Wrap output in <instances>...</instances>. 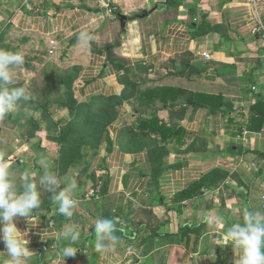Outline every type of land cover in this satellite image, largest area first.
<instances>
[{
  "label": "crops",
  "instance_id": "obj_1",
  "mask_svg": "<svg viewBox=\"0 0 264 264\" xmlns=\"http://www.w3.org/2000/svg\"><path fill=\"white\" fill-rule=\"evenodd\" d=\"M112 8L129 18L125 28ZM205 16L215 30L196 38L195 27ZM259 24L264 25V0H107L106 5L100 0H0L2 43L21 51L32 66L21 73L14 69V85H26L32 99L0 119V156L9 160L18 187L27 174L44 175L41 157L61 178L72 169L78 185L72 217L60 215L52 201L48 212L34 210L38 227L29 229L26 220L16 219L31 241L28 264H56L65 242L43 241L40 233L66 227L81 233L74 245L79 252L66 264H102L94 249L99 217L116 222L120 242L111 254L118 264H234L231 246L220 244L221 233L242 223L245 211L264 212V121L258 130L252 109L264 103V40L253 32ZM82 33L91 37L87 43ZM108 46L141 93L168 91L124 102L101 146L87 150L77 166L59 169L60 147L46 139L33 79L39 71L42 78L54 76L45 72L46 64L55 72L77 67L74 92L80 102L120 96L124 70L111 61ZM205 65L208 71L192 75L191 68ZM177 90L222 95L232 110L214 115L194 109ZM46 109L55 121L69 118L55 101ZM153 117L169 127L165 137L150 139L164 149L155 150V143L152 150L131 145L129 128L137 130L144 118ZM32 121L43 128L35 136H30ZM215 170L227 176L220 180L218 174L213 187L194 188ZM104 182L107 192L92 196ZM217 216L223 217L221 225H215ZM5 251L0 242V264H6Z\"/></svg>",
  "mask_w": 264,
  "mask_h": 264
},
{
  "label": "clouds",
  "instance_id": "obj_2",
  "mask_svg": "<svg viewBox=\"0 0 264 264\" xmlns=\"http://www.w3.org/2000/svg\"><path fill=\"white\" fill-rule=\"evenodd\" d=\"M80 39L87 43L91 37L82 33ZM23 63L24 55L21 51L0 49V119L18 111L21 102L32 99L26 85L13 86L16 75L14 69ZM39 164L44 172L39 181L40 185L46 186V190L52 194L58 213L66 218L72 217L78 203L74 198L78 185L73 170L69 169L61 178L51 170L47 158L41 157ZM13 175L9 160L0 156V242L6 248L3 252L7 254L6 264H28L34 254L29 247L31 241L26 238L28 232H22L15 221L18 217L23 218L29 229L39 226L33 212L41 206V194L36 182L26 176L18 187ZM242 219V223H232L221 233L220 244L223 247L231 246L236 257L234 264H264V212L245 211ZM222 220L223 217L217 216L215 225H221ZM93 229L94 249L102 264H118L111 254L113 247L120 242L116 235V222L110 218L99 217L95 219ZM40 236L43 241L65 242L57 253L56 264H66L68 258L75 257L79 252L74 247L81 237L76 227H66L51 233L45 229Z\"/></svg>",
  "mask_w": 264,
  "mask_h": 264
},
{
  "label": "trees",
  "instance_id": "obj_3",
  "mask_svg": "<svg viewBox=\"0 0 264 264\" xmlns=\"http://www.w3.org/2000/svg\"><path fill=\"white\" fill-rule=\"evenodd\" d=\"M113 12H117L115 8H112ZM215 30L214 27H211L206 19V16L202 21L195 27L194 37H200L207 34H210ZM3 38L0 37V49L10 50V51H19L13 49L12 47L3 45ZM112 46H108L107 50L110 55L111 61L117 66L119 70H124V74L119 76V81L125 85L124 91L120 96H94L87 102H80L74 92L75 80L79 76V68L75 67L71 69V73L68 75V80L63 84L64 93L62 98L59 101V106L65 108L69 112V120L67 121H58L53 123L54 129L50 132L51 137L50 141H53L59 145V156L56 160V165L59 169L66 170L71 167H75L78 164L82 163L85 158V152L89 149L96 151L102 144L103 140L106 138L109 127L118 119L119 117V107L126 101L136 98L138 101H143L145 98H150V96L155 97L157 92H163L168 89H155L151 92H140L139 83L135 79L131 78L129 71L125 67V63L122 59L112 56ZM186 67H189L187 64ZM210 68L209 65H205L203 69L197 70L194 67L191 68L193 72L192 75L201 74L202 72L208 71ZM190 75V77L192 76ZM20 86V85H13ZM176 89H174L175 91ZM176 93L180 95H186L187 103L192 106L194 109L197 108H206L210 111L211 114L216 115L218 112H221L224 115H228L232 110L230 108V102L226 101L222 95L214 96L208 94H198L189 92L186 90H177ZM166 100L164 99V102ZM46 106L44 108L43 114L45 121L49 120L51 114L49 113ZM171 106H174L172 104ZM226 109V110H224ZM253 120L255 123H259V129L262 128L264 121V103H257L253 106ZM257 116V117H256ZM32 132L30 136H35L37 132L41 131L42 128L39 126L37 121H32ZM59 129L57 133L56 130ZM169 127L165 124L159 125L156 118H144L138 129L129 128L127 131L132 136L131 145L140 144L142 148L145 146L150 148V145L155 143V148L160 151L161 148L156 143V141H150L152 135L165 137V134L169 132ZM151 142V143H150ZM164 149V148H163ZM152 150V148H150ZM156 154V153H155ZM162 161H160V165ZM158 172V171H157ZM220 174V180H223L227 176V173L221 170L212 171L201 178V180L195 185L194 188H201L203 186H212V183L216 179L217 175ZM157 173V177H158ZM27 178H30L32 181L37 183L38 190L41 194V206L36 210L43 209L48 212L52 204V194L47 190L39 187V181L41 176L31 177L27 174ZM96 189V188H95ZM101 194L104 195L107 192V182H104L101 186ZM183 191L180 194V197H186L190 191ZM35 213V211L33 212Z\"/></svg>",
  "mask_w": 264,
  "mask_h": 264
},
{
  "label": "rangeland",
  "instance_id": "obj_4",
  "mask_svg": "<svg viewBox=\"0 0 264 264\" xmlns=\"http://www.w3.org/2000/svg\"><path fill=\"white\" fill-rule=\"evenodd\" d=\"M28 67V69H31V65H28V62L19 65L16 67L17 71L21 73V68ZM30 66V67H29ZM25 67V68H26ZM35 69V67H33ZM37 72V71H36ZM45 72L47 74H54V76H47L46 78H42L40 71L38 72V75L34 77V87H35V95L37 97V101L39 105L45 106L52 104L53 101L59 104L60 99L63 96L64 93V87L63 84L66 83L68 80V75L71 73L70 71H54L51 65H45ZM46 86V88L44 86ZM57 91V92H56ZM69 120V118L65 119L64 121ZM58 121H55L52 116L50 119L45 121L44 129L45 135L47 136L46 139H50L51 134L50 132L55 130L53 123H57ZM56 132H59V129L56 130ZM89 151H94L92 149H89Z\"/></svg>",
  "mask_w": 264,
  "mask_h": 264
},
{
  "label": "built area",
  "instance_id": "obj_5",
  "mask_svg": "<svg viewBox=\"0 0 264 264\" xmlns=\"http://www.w3.org/2000/svg\"><path fill=\"white\" fill-rule=\"evenodd\" d=\"M100 1H101L102 4H105V5H106V3H107V0H100ZM109 11H111V10H109ZM253 32H254V34H257V35L261 36V37L263 38V40H264V25H263V24H259V25L254 29ZM203 56H204V58H205L206 60H210V56H209V55L204 54ZM91 195H92V196H95V197H97V198H99V197L101 196V189H100V187H97V188L93 191V193H92ZM262 204H263V208H264V198H263V200H262Z\"/></svg>",
  "mask_w": 264,
  "mask_h": 264
},
{
  "label": "water",
  "instance_id": "obj_6",
  "mask_svg": "<svg viewBox=\"0 0 264 264\" xmlns=\"http://www.w3.org/2000/svg\"><path fill=\"white\" fill-rule=\"evenodd\" d=\"M147 14H148V13H145V16H147ZM112 16L117 17V19H119V21H120V23H121V26H122L123 28H125L126 22H127V20H129V18H128L127 16L122 15V14H118V13H116V12H113V13H112ZM140 18H142V16H141Z\"/></svg>",
  "mask_w": 264,
  "mask_h": 264
}]
</instances>
